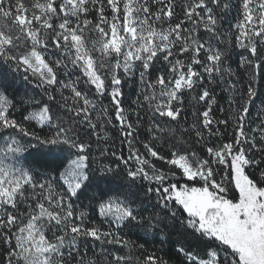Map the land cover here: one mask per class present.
<instances>
[{
  "label": "snow or ice",
  "instance_id": "obj_1",
  "mask_svg": "<svg viewBox=\"0 0 264 264\" xmlns=\"http://www.w3.org/2000/svg\"><path fill=\"white\" fill-rule=\"evenodd\" d=\"M0 264H264V0H0Z\"/></svg>",
  "mask_w": 264,
  "mask_h": 264
},
{
  "label": "trees",
  "instance_id": "obj_2",
  "mask_svg": "<svg viewBox=\"0 0 264 264\" xmlns=\"http://www.w3.org/2000/svg\"><path fill=\"white\" fill-rule=\"evenodd\" d=\"M221 103H223V101H221ZM260 107V100L256 101V107L252 109V118L255 119L256 118V112Z\"/></svg>",
  "mask_w": 264,
  "mask_h": 264
}]
</instances>
